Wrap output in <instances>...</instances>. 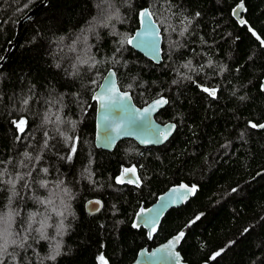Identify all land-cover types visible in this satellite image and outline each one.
<instances>
[{
    "label": "trees",
    "instance_id": "16d2710c",
    "mask_svg": "<svg viewBox=\"0 0 264 264\" xmlns=\"http://www.w3.org/2000/svg\"><path fill=\"white\" fill-rule=\"evenodd\" d=\"M42 1L0 0V59L19 19ZM239 1L48 0L25 21L0 67V232L17 241L0 252L4 264H101V255L131 264L180 231L188 264H264V174L254 177L264 168V128L250 124L264 121V0H243L244 25L231 15ZM146 7L161 29L158 64L121 44ZM110 68L136 105L168 99L155 117L176 124L167 143L95 147L92 94ZM21 118L24 132L13 123ZM132 165L140 184L118 183ZM181 183L195 195L149 240L132 226L135 212ZM91 198L103 202L96 214L85 210Z\"/></svg>",
    "mask_w": 264,
    "mask_h": 264
},
{
    "label": "water",
    "instance_id": "95a60500",
    "mask_svg": "<svg viewBox=\"0 0 264 264\" xmlns=\"http://www.w3.org/2000/svg\"><path fill=\"white\" fill-rule=\"evenodd\" d=\"M48 0H43L40 2L37 6L33 7L31 10L26 12L17 22V28H16V35L14 37V41L9 43L6 51L3 55V57L0 59V67L4 64V62L7 59L8 54L10 53L12 47L15 45V43L18 40V33L29 18H31L33 15L36 14V12L44 7L47 4ZM241 1H239L233 9H236V14L233 15V9H232V17L238 21L241 25H244L245 23H241V21H245V18L242 16L243 12L245 11L244 7V1H243V9L237 8V5H239ZM144 9H148L147 7ZM149 23L152 25V28L149 30L147 28V25L142 26L141 21L139 18V24L138 27L134 30L133 34L130 36H136L138 33H144L146 31H150V34L140 36L139 39L144 40L148 44L154 43L158 51L153 54L150 47H137L136 43L129 45L131 48H133L135 51L141 53L144 57L151 60L153 63L158 64L162 61V34L161 29L153 16L151 15V19ZM109 78V79H106ZM109 81L114 85V90L112 92V95L116 97V99L108 101V92L105 88H102V85L108 84ZM202 87V86H200ZM128 93V98L126 100H120L119 94L121 93ZM98 95H104L106 97L105 101H99L97 99H94L95 96ZM160 97H163L167 103H164L162 105H157L154 110L148 112L146 115L143 113V109L149 108L152 106L153 101L159 99ZM92 101L95 102V133H94V144L96 148L105 150V151H112L117 143L123 139H131L134 140L139 146L142 147H150V146H161L165 144L175 133L176 130V124L171 121H167L164 123H161L156 120L157 113L163 109L168 104V99L164 96H158L147 102L146 104L142 106H138L133 101L131 92L128 90H122L118 84L117 81V75L113 68H110L107 70V72L104 74L100 84L96 88V90L92 94ZM107 103V108H102L101 103ZM109 116V119L113 122L120 123L126 132L130 134H121L116 135L115 139L112 140L111 143H109L104 136L105 133V123L104 120L105 115ZM260 124H264V121ZM138 125H143V127H138ZM166 125H174V128H171L167 139H161L158 142H156V137L153 134L154 130L156 128H163ZM257 129H263L257 127ZM148 140L150 142L145 143L144 141ZM132 167V166H131ZM127 167H122L120 170L119 176H121L122 169ZM264 174V168L258 171L255 174V178ZM121 178L125 181L122 184H129V180L133 181L130 184H133L134 186L138 185L140 183V177L137 173H128L126 175L121 176ZM116 180V179H115ZM117 181V180H116ZM185 184V183H181ZM181 184H174L168 187L165 191L160 193L155 201L151 203L149 206H141L143 208H152V209H158L160 208L161 204V198H164L165 201L172 200L174 203H169L166 208H164L161 212V214L157 217L155 222V227L153 228V225L151 223L145 224L144 219L142 217H138L137 213L139 212L140 208L135 212L133 223H137L139 227L135 228H143L146 231L147 237L149 240H152L154 234L158 231V228L161 224V221L165 214L173 208H177L182 206L183 204L187 203L190 198H192L195 194L187 196L185 199L180 200L179 196L181 192H183L182 189H179V185ZM188 185V184H186ZM191 187V185H188ZM173 189H177V191H173ZM103 202L99 198H91L85 202V210L88 214H96L98 213L102 208ZM148 213H144V216L146 217ZM132 223V225H133ZM149 232H151V236H149ZM179 233V232H178ZM174 234L167 238L165 241L151 247H143L138 250L135 259L132 261L131 264H188L184 262L183 257L179 251V247L185 237L179 241V242H173L170 245V241H174V237L178 234ZM200 264H208V262H201Z\"/></svg>",
    "mask_w": 264,
    "mask_h": 264
},
{
    "label": "snow or ice",
    "instance_id": "6c2138e0",
    "mask_svg": "<svg viewBox=\"0 0 264 264\" xmlns=\"http://www.w3.org/2000/svg\"><path fill=\"white\" fill-rule=\"evenodd\" d=\"M237 8L243 9V0H241V3L239 5H237ZM235 14H236V9H233V15H235ZM138 15H139V18H140V21H141V25L142 26L147 25V28L150 30L152 28V25L149 23V21L151 19V12L148 9H142L138 13ZM196 15H199V13H197ZM241 23L242 24L246 23V21L242 20ZM184 30L186 31V28ZM147 34H150V31H146L144 33H138V35L129 37L126 41L122 40L121 44L123 45V43L126 42L127 44L131 45V44H133L135 42L137 47H150L152 52H153V54H155L158 51V49L156 48L154 43L148 44L144 40L139 39L140 36L147 35ZM181 34H183V33H181ZM253 35H256V33L253 32ZM257 39H260V37L257 36ZM260 42H261L262 45H264V40H261ZM117 51H120V49H117ZM190 63L191 62H189V64ZM187 66L188 65H185V67H187ZM106 79H109V78H106ZM101 87L105 88L107 90V92H108L107 100L108 101L116 99V97L112 95V92L114 90V85L110 81H109L108 84L102 85ZM203 91L208 92L212 96L216 95V90L215 89L204 88ZM127 98H128V93L127 92L119 94V99L120 100H126ZM94 99H97V100L103 102V101L106 100V97L104 95H98V96H95ZM24 103L27 104L28 100H24ZM164 103H167V101L163 97H160L159 99L153 101L152 106H150L149 108L143 109V113L146 115L148 112L154 110L157 105H162ZM101 107L102 108H107L108 104L106 102L105 103H101ZM104 120L106 121L104 136H105V139L109 143H111L112 140L115 139L116 135L130 134V133L125 131L124 127L120 123L111 121L107 114L105 115ZM13 123L15 124V126L17 127V129L20 132H24V130H25L24 126H26V124H27V121L24 118H21L18 121H13ZM250 124H251V127H253V128H257V127L264 128V124H255V123H251V122H250ZM138 127H143V125H138ZM174 127H175L174 125H166L162 129L161 128H156L154 130V132H153V134L156 137V142H158L161 139H167V136H168L171 128H174ZM78 139L79 138L77 137L76 138L77 142H78ZM144 142L148 143L150 141L145 140ZM75 153H76V143L74 142L73 145H72V148H71V154L67 158L69 160H71L72 159V155H74ZM25 155H27V153H25ZM43 171L47 172L48 169L45 168V169H43ZM136 171H137V169H136L135 166L123 168L121 176L126 175L128 173H135ZM29 175H31V173H29ZM121 176H117L116 177V180H117L118 183H124L125 182L121 178ZM18 179H24V177H18ZM128 182L132 183L133 181L129 180ZM25 186H27V185H25ZM41 186H44L43 182L41 183ZM179 189L183 190V192H181V194L179 196L180 200L185 199L189 195L195 194V192L197 191L195 185L189 187L186 184H181V185H179ZM173 191L175 192V191H177V189H173ZM232 191L235 192L236 189H232ZM169 203H174V201H172V200L165 201L164 198H161L160 208L152 209V208H143V207H141L139 212L137 213V216L138 217H142L144 219L145 224L151 223L153 225V228H154L157 217L161 214L162 210L168 206ZM144 213H148V215L145 217ZM198 219H200L199 215H197L195 217V219L189 221V225L188 226H191V224H194L196 222V220H198ZM132 226L133 227H139V225L137 223H133ZM61 227H63V225H61ZM37 231H41V235H43L42 230H37ZM245 231H247V229ZM8 236H11L10 232L7 234V236H5L3 232H0V239H3V241H4L3 244H0V252H6L9 244L17 245V241L16 240H9L7 238ZM149 236H151V232H149ZM183 237H184V232L180 231L174 237V241H170V245L173 242H179ZM26 241H27V237L25 236L23 238V240L18 244V246L20 248H23L25 246ZM54 251L56 252V254H59V245L56 246V249ZM223 251H224V249H221L220 251H217L214 254V256L211 257V259H215V257L219 256L221 254V252H223ZM49 258L50 259H55V255H53V256H51ZM13 259H15V257H13ZM99 259L101 260L102 264H107V261L104 259V257L102 255L99 257ZM0 264H4L3 259H0Z\"/></svg>",
    "mask_w": 264,
    "mask_h": 264
},
{
    "label": "flooded vegetation",
    "instance_id": "af4514ba",
    "mask_svg": "<svg viewBox=\"0 0 264 264\" xmlns=\"http://www.w3.org/2000/svg\"><path fill=\"white\" fill-rule=\"evenodd\" d=\"M233 9V8H232ZM232 11V10H231ZM243 14H244V12H243ZM242 14V16L245 18V16ZM231 15H232V12H231ZM245 21H246V19H245ZM238 24H240L238 21H236ZM241 25V24H240ZM262 39H260L259 41H261ZM262 45V44H261ZM262 46H264V45H262ZM263 88H264V81H263V86H262ZM209 89H211V88H209ZM205 94L207 95V96H210V97H216V95L215 96H212V95H210L208 92H205ZM170 140V139H169ZM168 140V141H169ZM167 141V142H168ZM166 142V143H167ZM164 145V144H163ZM142 147V146H141ZM132 166H134V165H132ZM136 169H137V173H138V175H139V172H138V168L136 167ZM140 177V176H139ZM140 182H141V180H140ZM140 184V183H139ZM138 184V185H139ZM133 185V184H132ZM138 185H136V186H138Z\"/></svg>",
    "mask_w": 264,
    "mask_h": 264
},
{
    "label": "rangeland",
    "instance_id": "374dc122",
    "mask_svg": "<svg viewBox=\"0 0 264 264\" xmlns=\"http://www.w3.org/2000/svg\"><path fill=\"white\" fill-rule=\"evenodd\" d=\"M99 261L101 262V260L99 259ZM101 264H102V262H101Z\"/></svg>",
    "mask_w": 264,
    "mask_h": 264
}]
</instances>
